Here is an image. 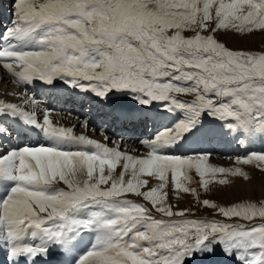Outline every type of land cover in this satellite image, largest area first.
Masks as SVG:
<instances>
[{
    "label": "snow or ice",
    "instance_id": "1",
    "mask_svg": "<svg viewBox=\"0 0 264 264\" xmlns=\"http://www.w3.org/2000/svg\"><path fill=\"white\" fill-rule=\"evenodd\" d=\"M257 32L264 0H10L0 67L24 93L0 99V264H264V199L203 198L251 180L210 164L213 142L264 172V49L220 39ZM39 89L94 107L104 141L87 113L84 133L54 123ZM114 124L155 129L147 151Z\"/></svg>",
    "mask_w": 264,
    "mask_h": 264
},
{
    "label": "bare ground",
    "instance_id": "2",
    "mask_svg": "<svg viewBox=\"0 0 264 264\" xmlns=\"http://www.w3.org/2000/svg\"><path fill=\"white\" fill-rule=\"evenodd\" d=\"M4 3H5V1H4ZM3 6H5L6 7V10H4V12H6L7 13V9H8V6L6 5V4H4V5H2V7ZM1 9V8H0ZM2 10V9H1ZM10 11V10H9ZM6 25V23H4V22H1L0 23V26H5ZM1 28V27H0ZM220 39L221 40H223L226 44H227V46L228 47H230V48H243V47H248V46H250L251 48H252V45H255V47H258V46H261V45H263L264 44V33H259V32H257V33H255L253 36H251V37H246L243 41H241L238 37H235V36H233L231 33H228V34H224V33H221L220 34ZM254 47V46H253ZM0 69L2 70V72H3V68L2 67H0ZM1 72V73H2ZM5 74V73H4ZM8 75V77L9 78H11L10 77V75L9 74H7ZM3 76V75H2ZM0 77H1V75H0ZM5 78V77H4ZM12 79V78H11ZM31 90H29V92H30ZM38 92H40V93H42V92H44V94H46L47 93V91L46 90H44V89H39L38 90ZM20 93H21V91H20ZM23 93V92H22ZM20 96V94H16V96H14V100H11V98H9V97H7L6 96V92L4 91V90H2V89H0V99H3V100H5L6 102H12V103H20L21 101L18 99V97ZM58 96V97H57ZM59 96H60V98H59ZM63 96H64V94H60V95H56L55 97H54V101H58V100H61L62 98H63ZM68 95H65L64 97H67ZM74 98L76 99V98H79V97H75L74 96ZM52 100V99H51ZM38 103L40 104V108L41 109H43L45 106H44V104H43V101H38ZM78 104H80V103H78ZM58 105H60V103H58L57 102V105H53V107L52 108H54L55 109V111H53V112H51L50 113V118L53 120V122L54 123H56V124H58V125H63V126H66V127H71V126H73V123L72 122H70L69 120L70 119H68V118H66V117H63L62 115V113H69V112H72V111H75V110H72L71 108H63V107H61V106H59L58 107ZM79 109H81V107L79 106ZM60 111V112H59ZM64 111V112H63ZM77 111V110H76ZM70 115V114H69ZM78 115H80V114H78ZM38 116H41V118H42V114H41V112L40 111H38ZM77 117V119H76V121H78V118L80 117V116H76ZM89 120H91V121H94V123H92V125H91V127H94V126H96L97 125V123L99 122V120H100V117H99V115H98V113L96 114V115H94V116H90V115H88V117H87ZM168 117H161V121L163 122V123H167V121H168ZM71 121H72V119H71ZM67 122V124L65 125V123ZM112 128H113V130H112ZM131 130H130V133H131V135H130V133H128V136L126 137V138H129V139H133L132 141H135V142H137V144L136 143H132V145H131V147H130V149L129 150H131L132 149V151L133 150H137V148H143V149H145V151L144 152H142V153H145L146 151H147V148L146 147H144V146H142L140 143H139V141L136 139V137H138L139 136V134L142 132V129L141 128H139V125L138 126H136V127H129ZM129 128L127 129L128 131H129ZM125 128L124 127H122L121 125H119V124H114V125H112L111 126V129L110 130H112V132L110 131V130H108V134L110 135V136H115V133H117V132H120V133H122L123 135H122V137H119V138H124V140H123V142L124 141H126V138H125V135H124V133H123V130H124ZM75 131V130H74ZM76 132V131H75ZM149 132H151L153 135L155 134V129H153L151 126H149V128H148V130L146 131V135H144V133H143V136L145 137L144 139H146V138H148V133ZM77 134H80L79 132H76ZM102 134V133H101ZM91 136V135H90ZM103 136V140H104V135H102ZM139 137H142V136H139ZM40 142H38V143H42L43 142V138L41 137L40 138ZM96 140H98V139H96ZM98 141H100V139L98 140ZM25 143H29L28 142V140H26L25 141ZM34 143V142H33ZM31 144H32V142H31ZM126 144H128V143H126ZM113 145V147L115 146L114 144H112ZM128 146V145H127ZM127 146L125 147V149L127 148ZM205 147H207L209 150H211V151H214L215 153H218V154H224V155H227V156H230V157H233V159H232V162H233V164L234 165H232V166H223V165H221L222 167H226V168H233V167H237V166H239V167H241L243 170H245V171H247L249 174H250V176H251V180H249V181H245L243 178H240V177H236V178H233V183H232V185L231 186H228V187H220V186H218V187H216L215 189H214V191L215 192H220V191H222V190H224V191H226V192H228L229 193V195H230V198H225V199H222V200H220L218 203H221V204H225V203H232V202H234V201H237V198H233L234 197V193H239L238 192V190L240 189V188H242V191L244 192V194H246L247 195V197H251L250 195H252V192L254 191V189H255V187H256V189L255 190H258V192L259 193H263L264 192V178L263 179H261V181H260V183L259 184H257L256 183V180H259V178H260V176L262 175L260 172L261 171H259V170H257L255 167H253V166H251V165H242V164H237V162H236V157L237 156H243V155H245L246 153H245V150L243 149V148H240V147H238L235 143H231V142H228V141H226V140H221V141H218V142H213L212 144H210V145H206ZM136 148V149H135ZM124 149V150H125ZM250 150H256V151H259V150H261V148H260V146L259 145H257L256 147H254V148H252V149H250ZM215 156H216V154H215ZM226 156V157H227ZM210 160V159H209ZM209 163H210V161H208ZM211 164V163H210ZM213 165V164H212ZM215 166V165H214ZM221 166H218V167H221ZM117 171H119V166H118V168H117ZM251 171H253L254 172V174H252V172ZM192 175L194 176V178L195 179H199L198 178V175L197 174H195V172H194V170H193V172H192ZM254 175V176H253ZM194 179V180H195ZM156 181L154 180V179H152V180H150V184H154ZM61 186H63V185H61ZM233 188H235L234 189V193H232L233 192ZM240 191V190H239ZM2 193V190H0V194ZM232 193V194H231ZM258 193V194H259ZM129 196H133L134 198H136V199H140L139 197H137V196H135L134 194H129ZM217 196H220V195H217ZM184 199H185V201H187V197H184ZM228 199H231V200H228ZM226 201V202H225ZM180 202V201H179ZM184 202V201H183ZM180 204H182V203H180ZM185 205H188V203L187 204H185ZM184 205V206H185ZM180 206V205H179Z\"/></svg>",
    "mask_w": 264,
    "mask_h": 264
},
{
    "label": "rangeland",
    "instance_id": "3",
    "mask_svg": "<svg viewBox=\"0 0 264 264\" xmlns=\"http://www.w3.org/2000/svg\"><path fill=\"white\" fill-rule=\"evenodd\" d=\"M2 5H4V1L3 0H0V8L2 9V11H4V10H6V7L5 6H3L2 7ZM10 8L8 7V9H7V12H9L10 13ZM1 28L3 27V26H0ZM254 46V47H253ZM235 49H241V48H235ZM243 49H252V50H261V49H264V44L263 45H261V46H258V47H255V45H252V48L250 47V46H248V47H243ZM2 72V70L0 69V75H1V77H0V89H2V90H4L5 92H6V96L7 97H9V98H11V100H14V96H16V94H22V92L24 93V89L23 88H21V87H19V86H17L14 82H12V79L11 78H9L8 77V73L5 71V70H3V72ZM5 73V74H4ZM3 75V76H2ZM5 77V78H4ZM20 91H21V93H20ZM43 94H38L37 96H36V100L37 101H43V98H45L46 100H48L49 102L50 101H52L51 100V97H54L53 95H55V94H49L48 92L46 93V94H44V92H42ZM66 94H64V96H65ZM70 99V98H72L71 96H67V97H65L64 99ZM186 99H190L191 97H185ZM77 101H80L79 99L77 100ZM77 101H75L74 102V100H68V102H69V105L72 103V106L74 107V108H78V103H77ZM44 104V103H43ZM46 105V106H45ZM44 106L45 107H48V105L45 103L44 104ZM65 106H67V105H65ZM80 107H83L84 108V110L85 111H87V112H93V113H97L96 111H95V108L93 107L92 109H89V106L87 105V104H82V106H80ZM81 110V109H80ZM60 112V111H59ZM64 112V111H63ZM63 115V117H66V118H68V119H70L69 121L70 122H72L73 123V125H76V127L74 128V130L76 131V132H79V133H84L86 130H85V128L83 127V124H82V121L85 119V118H82V116L81 115H76V116H80L79 118H78V121H76V119H77V117L76 116H73V115H69L70 114V112L69 113H62ZM71 119H72V121H71ZM67 124V122L65 123V125ZM93 130L92 131H88L86 134H88L89 136H90V138H93V139H100V141L101 142H103L104 140H103V134H101V132H100V130H99V128H97V125L96 126H94V127H91ZM139 128H140V125H139ZM142 129V128H141ZM112 130H113V128H112ZM112 130H110L111 132H112ZM148 129H145V127H144V125H143V129H142V132L139 134V136H142V137H140V139H144L145 137L142 135L143 133H144V135H146V131H147ZM126 131H128L127 129H126ZM121 132V131H120ZM124 133V135H125V138L128 136V133L129 132H127V133H125V132H123ZM109 135V134H108ZM110 136V135H109ZM113 139H122V143H121V146H120V150L121 151H124V149H125V147L127 146V148L125 149V150H127V151H129V153L130 154H133V155H143L144 153H142V152H144L145 151V149H143V148H137L138 149V151H136V150H133L132 151V149L131 150H129L130 149V147H131V145H132V143H136L137 144V142H135V141H132L133 139H129V138H126V141H124L123 142V140H124V138H119V137H116V136H113ZM41 140H40V138L39 139H37V138H35V137H33V139L32 140H28V142L29 143H31L32 142V144H37L38 142H40ZM34 142V143H33ZM132 142V143H131ZM126 143H128V144H126ZM138 145V144H137ZM109 146L110 147H113V145L112 144H109ZM136 149V148H135ZM142 151V152H141ZM211 151V150H210ZM212 152V155L210 156V163L211 164H213V165H215V166H221V165H223V166H232V165H234L233 164V162H232V159H233V157H230V156H227V155H224V154H218V153H215L214 151H211ZM215 154H216V156H215ZM227 156V157H226ZM252 172V174H254V172L253 171H251ZM262 175L260 176V178H259V180H256V183L257 184H259L260 183V181H261V179H263L264 178V172H260ZM254 176V175H253ZM196 180H198V179H195L193 182H190V187H197V188H199L200 186L195 182ZM220 187H224V186H220ZM234 189L235 188H233L232 190H233V192L232 193H234L235 191H234ZM255 189H256V187H255ZM254 189V191L252 192V195H250L251 197H247V195L246 194H244V192L242 191V188H240L239 190H238V192L239 193H234V197L233 198H237V201H239V200H254V201H259V200H261V199H264V192L261 194V193H259L258 192V190H255ZM231 193V194H232ZM259 193V194H258ZM2 194V193H1ZM170 195H171V192H170ZM217 195H220V196H217ZM184 197H187L188 199H187V201H185V199H184ZM128 198H131V199H136V198H134L133 196H128ZM203 198H209V199H212V200H214V201H216V202H219L220 200H222V199H225V198H230V195H229V193L228 192H226V191H224V190H222V191H220V192H215L214 190H213V192H211V193H209V194H203ZM137 200H139V199H137ZM228 200H231V199H228ZM180 202H179V205H180V207L181 208H183V207H187V206H189L191 203H192V197L190 196V195H188V194H183V199H181V200H179ZM184 201V202H183ZM226 202V201H225ZM173 203H176V200H175V198H173ZM180 203H182V204H180ZM188 203V205H185V204H187ZM224 204V203H223ZM227 204H230V203H225V205H227ZM185 205V206H184ZM197 215H199V216H203V215H205L206 214V211L205 210H200V211H198L197 213H196ZM208 214H210V213H208Z\"/></svg>",
    "mask_w": 264,
    "mask_h": 264
}]
</instances>
